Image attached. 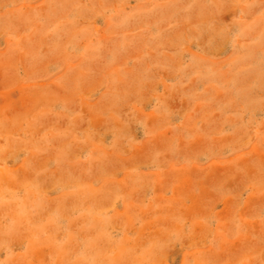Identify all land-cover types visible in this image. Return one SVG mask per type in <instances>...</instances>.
Segmentation results:
<instances>
[{"label":"rangeland","instance_id":"374dc122","mask_svg":"<svg viewBox=\"0 0 264 264\" xmlns=\"http://www.w3.org/2000/svg\"><path fill=\"white\" fill-rule=\"evenodd\" d=\"M0 264H264V0H0Z\"/></svg>","mask_w":264,"mask_h":264}]
</instances>
